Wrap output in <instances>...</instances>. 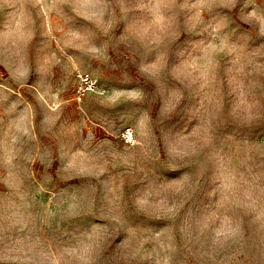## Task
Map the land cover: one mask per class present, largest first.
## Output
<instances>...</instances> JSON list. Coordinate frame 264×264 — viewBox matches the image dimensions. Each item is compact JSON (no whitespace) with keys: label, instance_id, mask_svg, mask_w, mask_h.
Returning <instances> with one entry per match:
<instances>
[{"label":"clouds","instance_id":"1","mask_svg":"<svg viewBox=\"0 0 264 264\" xmlns=\"http://www.w3.org/2000/svg\"><path fill=\"white\" fill-rule=\"evenodd\" d=\"M0 264H264V0H0Z\"/></svg>","mask_w":264,"mask_h":264},{"label":"rangeland","instance_id":"2","mask_svg":"<svg viewBox=\"0 0 264 264\" xmlns=\"http://www.w3.org/2000/svg\"><path fill=\"white\" fill-rule=\"evenodd\" d=\"M86 83V81H85ZM106 83V86H109V87H119L121 86L117 81H114V80H110V81H107L105 82ZM84 89L81 88L80 91H83ZM89 90H91V86L89 85ZM115 99V98H113ZM114 115H119L118 113L117 114H114Z\"/></svg>","mask_w":264,"mask_h":264}]
</instances>
